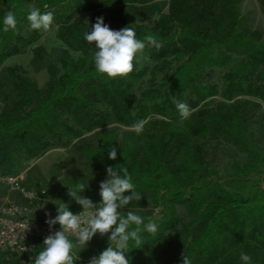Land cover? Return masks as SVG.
Segmentation results:
<instances>
[{
	"label": "trees",
	"instance_id": "1",
	"mask_svg": "<svg viewBox=\"0 0 264 264\" xmlns=\"http://www.w3.org/2000/svg\"><path fill=\"white\" fill-rule=\"evenodd\" d=\"M50 1L42 0L36 8L43 13L42 8ZM55 1L73 4L80 13L134 2ZM29 2L0 0V65L20 55L37 39L35 34L20 35L29 24V11L25 8ZM8 11L15 14L17 29L5 32L3 18ZM149 34L154 35L162 47L146 46L141 58L157 63L187 55L179 48L178 40L197 39L185 29L172 33L162 22L152 27H140L137 39L144 40ZM210 43L192 55L174 74L163 78L168 95L157 89H141L138 95L135 94L125 80L135 83L147 72V69L136 71L135 66L128 76L118 81L120 93L116 92L111 86V78L96 71L94 42L86 44L81 58L76 61L65 53L62 72L52 78L48 96H40L36 107L24 117L9 124L0 123V170L7 174L12 170L2 153L14 141L19 143L27 159L32 160L50 147L45 138L66 146L84 134L96 131L95 145L84 143L76 149V154L105 176L109 166L127 167L137 192H154L151 202L158 207L160 218L159 221L150 218L158 225V231L150 234L145 230L140 234L141 242L148 241V256L158 251L164 264H182L183 255L191 260V264H243L240 259L243 251L251 257L250 264H264V189L248 178L252 173L264 172V154L248 144V125L242 122L238 102L243 97L264 101V70L253 59L231 65L230 60L221 55L209 58L208 53L214 48L213 42ZM228 66L231 67L224 74L221 85H203L197 81L204 68L225 69ZM256 78L262 79V84H258ZM186 89L192 92V98L183 103L189 106L191 114L184 119L169 95L179 97ZM216 97L223 103L212 108L203 107L210 105V101L205 102L207 99ZM141 120L145 124L138 134L132 125ZM215 126L255 158V162L237 168L238 180L230 188L222 184L214 169L209 168L200 148L216 134ZM113 147L117 150L115 160L108 157ZM172 150L173 159L169 163L167 155ZM73 175L81 183L89 177L76 171ZM75 185L73 182L66 184L65 192ZM99 192L100 189L86 188L80 195L96 205L102 199ZM125 195H131V192ZM177 203H187L195 218L160 250L166 243L165 234L177 226L173 207ZM69 210L77 214L83 208L75 201ZM148 218H144L145 224ZM108 244L109 241L104 249ZM43 249L36 248L25 264H33ZM143 250L141 244L136 246L130 242L129 252L125 254L129 264H139L138 252ZM74 264L88 263L76 259Z\"/></svg>",
	"mask_w": 264,
	"mask_h": 264
},
{
	"label": "rangeland",
	"instance_id": "2",
	"mask_svg": "<svg viewBox=\"0 0 264 264\" xmlns=\"http://www.w3.org/2000/svg\"><path fill=\"white\" fill-rule=\"evenodd\" d=\"M41 1L30 0L25 6L26 10L30 11ZM101 1L105 0H80L84 4H98ZM133 1L86 13L76 11L74 5L67 2L51 0L45 5L42 8L43 13L51 11L54 15L50 29L34 30L31 29L29 22L20 35L25 37L35 34L36 41L20 55L11 57L0 65V123L9 124L24 117L36 107L40 96H48L52 78L62 72L64 54L67 53L74 61L81 58L88 43L84 39V34L91 30L98 17H103L105 24L113 30H120L126 26L133 27L136 37L140 27H152L160 22L172 33H179L185 29L197 36L196 40L184 38L177 41L179 48L187 52V55L177 60L170 57L165 62L157 63L144 61L141 55H138L135 69L136 71L147 69L146 74L135 83L129 79L125 80L137 95L141 89H157L163 95H168L163 78L174 74L192 55L209 46L210 42H213L214 48L208 53L209 58L221 55L229 59L231 65L253 59L257 60L264 70V0ZM153 15H159V20L154 22L151 19ZM230 67L204 68L197 81L203 85H221L223 76ZM123 78L125 77L111 78V86L116 92L120 93L118 81ZM256 81L258 84L263 82L260 78H256ZM169 96L172 101L185 102L192 98V92L186 89L179 97ZM205 102H209L210 105H204V108L216 107L223 103L217 97L209 98ZM238 102L242 122L248 125L246 135L248 144L264 154V101L243 97L239 98ZM216 129H218L216 134L214 133L208 142L202 143L200 148L209 168L214 169L222 184L230 188L238 180L237 168L255 162V158L230 135H225L220 127ZM95 133L96 131L86 133L66 146L60 145L54 139L45 138L50 147L32 160L27 159L19 143L14 141L5 147L2 153L12 166L8 174L19 176L25 189H34L36 196L32 200H46L56 209L63 196L69 194L65 192L66 184L81 183L73 175L74 171L89 176L84 182L86 188L100 189V182L106 180L107 176L96 172L91 163L81 159L75 152L84 143L95 145ZM173 154L174 150L167 155L169 163L173 159ZM170 167L173 169L171 164ZM248 178L250 182L264 189V172L252 173ZM14 193L22 195L20 192ZM153 194L154 192L149 191L141 192L143 198L130 202L120 210L121 215L126 216L127 211L131 210L143 218L152 217L159 221V209L151 202ZM173 207L178 223L165 234L166 243L160 250L165 249L167 243L195 218L187 203H177ZM106 238L99 234L92 240L95 245L87 244L82 247L77 245V249L81 251L90 249L92 256L85 254L86 258L98 257L105 250L104 245L108 242ZM141 245L144 250L138 252L139 264H164V259L158 251L153 256H148V241H142ZM25 260L9 257L0 252V264H25Z\"/></svg>",
	"mask_w": 264,
	"mask_h": 264
},
{
	"label": "clouds",
	"instance_id": "3",
	"mask_svg": "<svg viewBox=\"0 0 264 264\" xmlns=\"http://www.w3.org/2000/svg\"><path fill=\"white\" fill-rule=\"evenodd\" d=\"M54 15L51 11L41 13L39 8L32 7L27 15L31 29L49 30L52 26ZM154 22L159 20V15H153ZM17 29V18L12 11H8L3 18V30ZM84 39L89 43H95L94 64L99 74L109 78L126 77L133 70L138 55H142L146 46L151 45L159 49L162 44L158 42L154 35H147L144 40L137 39L136 31L133 27L126 26L120 30H113L105 24L103 17H98L91 30L84 34ZM182 118L189 117L190 108L186 103L174 101ZM145 121L141 120L132 125L136 133L143 130ZM109 159L115 160L117 157L116 148H111L108 153ZM107 179L99 185L101 196L100 204L93 202L80 193L87 186L84 183H77L75 187L68 188V193L76 203L82 206L83 211L73 214L69 210L68 204L61 202L57 206V215L49 218L46 223L49 229L56 224L61 230L48 235L44 241V249L35 257L33 264H74L76 259L73 250L79 246H85L92 238L99 233L101 236H108V247L103 250L98 257H93L88 264H129L126 253L129 252L130 242L136 246L141 244V232L147 231L155 234L158 225L148 218L144 223V218L127 211L126 216H122L120 210L129 205L133 200L140 201L143 197L135 190L132 177L127 167L109 166L107 168ZM122 173V175L120 174ZM131 192V195H125ZM134 226V227H133ZM69 234L76 237L74 243L69 239ZM139 248V247H137ZM243 264H250L251 257L240 253ZM182 264H191V260L183 255Z\"/></svg>",
	"mask_w": 264,
	"mask_h": 264
},
{
	"label": "built area",
	"instance_id": "4",
	"mask_svg": "<svg viewBox=\"0 0 264 264\" xmlns=\"http://www.w3.org/2000/svg\"><path fill=\"white\" fill-rule=\"evenodd\" d=\"M0 184L8 193L20 192L29 201L36 196L34 190L25 189L22 186L21 178L15 174L0 172ZM29 211L26 205L9 201L0 202V252L2 254L25 260L36 248L44 247L43 241L48 235L61 230L59 224L53 226L50 231L46 220L28 218ZM69 239L76 242L73 234H69Z\"/></svg>",
	"mask_w": 264,
	"mask_h": 264
},
{
	"label": "crops",
	"instance_id": "5",
	"mask_svg": "<svg viewBox=\"0 0 264 264\" xmlns=\"http://www.w3.org/2000/svg\"><path fill=\"white\" fill-rule=\"evenodd\" d=\"M231 1H238V0H231ZM0 172L4 173L3 171H0ZM32 190H34V189H32ZM7 201L14 202V203H17L20 205L28 206V208L30 210L28 218H30L32 220H47L49 218V216L47 214L50 213L52 218H54L58 214L57 209L53 208V206L51 207L49 205V203L46 202V200H41V201L30 200L29 201L23 195L16 194L14 192L8 193L5 189V187L2 184H0V202L4 203ZM62 202L68 204V206L70 208L73 205V203L75 202V200L72 197H70L69 194H66L63 196ZM97 236H99V233H97L93 238H95ZM105 237H107L106 240L108 241V236L105 235ZM93 238H92V240H93ZM92 240L90 242H88L89 245H91V244L95 245L94 244L95 242H93ZM73 254L75 257H80L78 260L83 261V262L88 263L92 259V257H90V258L85 257V254H89L90 256H92L90 249H85V250L81 251V250H78L76 247L73 250Z\"/></svg>",
	"mask_w": 264,
	"mask_h": 264
}]
</instances>
